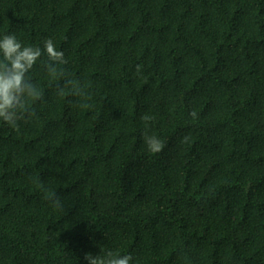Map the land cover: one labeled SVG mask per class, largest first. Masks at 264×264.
I'll return each mask as SVG.
<instances>
[{
    "label": "trees",
    "instance_id": "1",
    "mask_svg": "<svg viewBox=\"0 0 264 264\" xmlns=\"http://www.w3.org/2000/svg\"><path fill=\"white\" fill-rule=\"evenodd\" d=\"M0 264H264V0H0Z\"/></svg>",
    "mask_w": 264,
    "mask_h": 264
}]
</instances>
